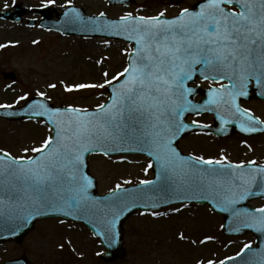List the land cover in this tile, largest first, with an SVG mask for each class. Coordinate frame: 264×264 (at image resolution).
<instances>
[{"label":"snow or ice","instance_id":"1","mask_svg":"<svg viewBox=\"0 0 264 264\" xmlns=\"http://www.w3.org/2000/svg\"><path fill=\"white\" fill-rule=\"evenodd\" d=\"M55 2L41 0V7ZM166 13L167 9L151 16L127 12L117 21H108L100 19L106 17L104 12L85 20L72 9V17L81 25L123 37L132 46L123 50L126 63L120 70L101 72L102 82L60 81L66 93L110 88L108 102L98 104L95 110L71 104L50 107L41 101L25 109L29 119L44 118L50 127L40 146L23 149L25 155L14 156L0 149V220L15 224L13 234L38 215L62 213L75 219L89 215L100 225L97 235L110 247L117 242L121 216L133 208H151L150 214L158 217L163 213L155 209L171 204L172 197L186 201L196 194L203 199L211 195L223 211H231L241 228L264 232V207H235L249 197L264 195V166L256 160L232 163L227 155L185 158L174 146L190 127H211L195 119L186 123L188 115L214 113L223 125L236 123L244 133L264 129V119L239 102L249 96L250 89L264 97V0H201L172 18ZM197 78L219 85L210 87L202 102L194 100ZM48 88L55 90L57 84L49 83ZM37 95L47 96L43 91ZM27 100L28 96L22 95L15 103ZM13 107L0 104V109ZM29 152L39 155L29 156ZM128 152H146L158 162L157 179L140 180V185L150 187L134 191L124 189L123 185L131 183L124 180L105 201H96L89 194L93 179L85 171L86 155L111 159L113 153ZM153 167L150 162L145 171ZM179 238L185 239L184 233ZM212 239L207 236L200 243ZM250 248L245 244L237 255ZM206 264L217 262L208 259ZM259 264H264V258Z\"/></svg>","mask_w":264,"mask_h":264},{"label":"rangeland","instance_id":"2","mask_svg":"<svg viewBox=\"0 0 264 264\" xmlns=\"http://www.w3.org/2000/svg\"><path fill=\"white\" fill-rule=\"evenodd\" d=\"M198 1L136 0L134 6L125 9L110 6L104 0H56L51 6L61 10L68 5H75L90 15L104 12L110 18H118L127 12L136 16H151L167 9L166 16L170 18L176 16L180 9L191 8ZM40 4L41 0H15L14 3L13 0H0V12L10 10L15 5H23L30 10L33 5ZM29 18L34 16L30 15ZM34 40L39 43H33ZM5 43L7 49L0 52V104H13L19 96L27 95L29 99L38 96V91H43L56 105L71 104L89 110L107 101L105 89L66 93L60 81L65 84L102 82L101 72L107 70L115 73L120 70L126 59L123 50L131 47L121 42L62 37L38 27L28 29L26 20L20 25L0 21V44ZM105 57L107 59L103 64L97 63ZM5 73H14L16 81L5 79ZM49 83H56L57 88H48ZM45 134L47 136L48 131L37 125L0 121V149L10 151L14 156L25 155L23 149L40 146ZM180 145L185 153L193 155L210 157L219 153L214 144L204 137H192ZM224 147L233 154L240 151L236 142L225 143ZM226 151L224 153L228 154ZM258 151L256 157H264V149ZM27 155L33 156L34 153L29 152ZM125 158L123 162L95 156L90 158V172L98 181L99 194L109 193L117 183L123 184L124 180L131 181L123 185L127 187L139 184L140 180L152 179L151 169L145 171L150 163L146 158ZM262 205L264 201L253 204L254 207ZM176 208L181 211L176 212ZM157 218L151 214L138 213L124 224V248L128 256L117 264H198L201 260L206 264L208 259L217 262L236 254L245 244H253V238L249 235L226 239L220 232L222 218L210 214L204 208L174 207L164 211L160 219ZM180 233H184L185 239L179 238ZM207 236L213 237V243L210 240L209 243L201 244L200 241ZM69 240L72 243L71 250H68ZM61 244L65 249L59 251V248L62 249ZM100 251L103 252V248L82 228L71 224L59 226L56 221L46 220L38 224L34 233L21 245L1 246L0 258L13 260L24 257L30 264H105L99 260Z\"/></svg>","mask_w":264,"mask_h":264},{"label":"water","instance_id":"3","mask_svg":"<svg viewBox=\"0 0 264 264\" xmlns=\"http://www.w3.org/2000/svg\"><path fill=\"white\" fill-rule=\"evenodd\" d=\"M111 1L112 2L113 1L119 2V3L124 2V0H111ZM76 10L79 11L80 15L82 17H84L85 20L88 19L87 17H85V15L82 13L81 10H78V9H76ZM17 11H18V9H17ZM64 12L65 13L67 12L69 15L66 16L64 14L63 16H59L60 21L57 23H54V24L50 21L51 20L50 14L46 15V13H44V21L42 22V25L46 26V27H51L52 29H54L58 32L64 33V34H76V35H80V36H86V35L99 36L100 35V31H98V32L92 31L90 26H83L78 21H76L72 17V9L66 10ZM23 13L24 12H20L19 15L20 14L22 15ZM3 17L7 18L8 15H5ZM11 18L16 19V20L18 19V18H16L15 15L11 16ZM27 108L28 107L17 112L16 115H11V116L7 115V113L10 111L0 110V117H4L7 119H11V120L28 119L29 115L25 111V109H27ZM189 131H192L191 127L189 128V130L186 133H184L177 140V142L174 145L175 147H176L178 141L181 138H183L184 136H186L189 133ZM220 135H222V134H220ZM139 153L146 154V152H139ZM153 163H154V171L157 173V177H158V175L160 173L158 170V169H160L159 163L156 162L154 159H153ZM157 177H156V179H157ZM145 187H150V186H143V187H138V188H145ZM138 188H134V189L132 188V189H128V190L134 191ZM255 191H259V190L255 189ZM89 194L96 201H105L107 199V197H105V198H98L97 197L94 184H93L92 188L89 190ZM205 195H207V193H205ZM260 196H263V195H254L252 197H249L248 199L241 201L235 207L238 208L239 205H242L243 207L240 209L247 208L246 202L248 200H251L255 197H260ZM184 201L185 200H182L181 198L172 197V203L171 204H162L157 209H161V208H164V207H167L170 205L182 203ZM186 202L209 203L215 212L224 214L226 216V228L227 229L230 228L232 230L230 232H233L236 230L237 227H240L238 219L233 217L231 211H227V212L223 211L222 207L217 203L216 199H213V197L211 195H209L207 199H203L200 197L199 194H196L195 196H192V197H190V199L186 200ZM140 209L150 210L151 208H147V207H143V206H137V207L133 208L131 212H127L125 215L121 216V219L118 222L117 227H116V231L118 233L117 242L110 247L105 243V239L103 236L97 235V232L100 230V225L97 223L95 218H93L89 215H82L81 218L79 219V220L84 221L90 227V229L93 230L94 233H96V235L100 238V240L103 242V244L109 249L110 253L104 256V259L106 261L120 260L124 257L125 254L122 252V245H123L122 226H123V223L125 222V220L130 218L135 212H137ZM247 209L250 210L249 208H247ZM54 216H64V217H67L70 219L72 218V217L63 215L62 213H47L45 215H38V216H35V218L30 219L29 223L23 225L22 227L17 228L15 234L12 233V229L15 228L14 223H12V222L5 223L3 220H0V243L7 242V241H16L17 243H21L22 240L25 238V236L28 235L34 229V224L37 220L42 219V218H46V217H54ZM241 229H242L241 231L233 232V233L241 234V233H245L247 231H252L256 235L257 242L260 246L258 249L252 250V252L248 251L246 254H244V256H242V258H240L241 262L239 264H259L260 260L262 258H264V232H258L255 229H251V228H241ZM226 232L229 233L228 231H226ZM237 262H238V260L236 261V263Z\"/></svg>","mask_w":264,"mask_h":264}]
</instances>
